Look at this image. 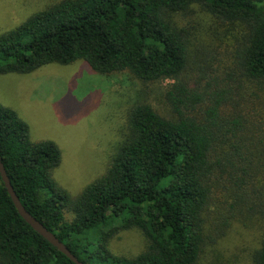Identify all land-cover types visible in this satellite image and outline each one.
<instances>
[{
  "label": "trees",
  "instance_id": "obj_1",
  "mask_svg": "<svg viewBox=\"0 0 264 264\" xmlns=\"http://www.w3.org/2000/svg\"><path fill=\"white\" fill-rule=\"evenodd\" d=\"M200 13L240 33L194 49V65ZM78 60L128 74L144 97L77 197L53 175L59 145L0 103V155L25 208L84 264H264V0H60L0 34V75ZM132 230L140 249L116 253ZM0 264H77L22 217L1 173Z\"/></svg>",
  "mask_w": 264,
  "mask_h": 264
},
{
  "label": "rangeland",
  "instance_id": "obj_2",
  "mask_svg": "<svg viewBox=\"0 0 264 264\" xmlns=\"http://www.w3.org/2000/svg\"><path fill=\"white\" fill-rule=\"evenodd\" d=\"M59 1L0 0V34ZM200 14L194 18L204 19L201 28L197 24V38L191 47L194 65L203 56L194 49L203 46L223 51L240 33L228 25L220 26L212 15ZM168 83L170 80L163 84ZM143 89L142 82L128 74L105 76L94 72L84 60L68 65L52 63L28 74L0 75V103L28 123L33 141L53 140L59 145L62 162L53 175L74 197L106 174ZM141 243L142 234L132 230L113 239L111 246L118 254L131 255Z\"/></svg>",
  "mask_w": 264,
  "mask_h": 264
},
{
  "label": "water",
  "instance_id": "obj_3",
  "mask_svg": "<svg viewBox=\"0 0 264 264\" xmlns=\"http://www.w3.org/2000/svg\"><path fill=\"white\" fill-rule=\"evenodd\" d=\"M0 173L2 180L10 193L12 200L17 207L18 211L22 217L36 230L40 235L45 237L49 242H51L55 247H57L61 252L67 255L72 261L77 264H84L70 249L62 242L51 230H49L41 221L35 218L23 205L19 196L17 195L11 179L8 175L6 167L3 163L2 157L0 155Z\"/></svg>",
  "mask_w": 264,
  "mask_h": 264
}]
</instances>
